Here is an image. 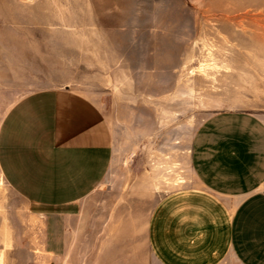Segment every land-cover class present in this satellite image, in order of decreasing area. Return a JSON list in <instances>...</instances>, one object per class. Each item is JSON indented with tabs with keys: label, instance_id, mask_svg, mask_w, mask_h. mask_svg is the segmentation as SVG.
<instances>
[{
	"label": "rangeland",
	"instance_id": "1",
	"mask_svg": "<svg viewBox=\"0 0 264 264\" xmlns=\"http://www.w3.org/2000/svg\"><path fill=\"white\" fill-rule=\"evenodd\" d=\"M50 88L99 105L113 161L65 257L47 255L41 216L0 172V264H160L149 220L166 195L198 185L199 126L223 110L264 120V0H0V127Z\"/></svg>",
	"mask_w": 264,
	"mask_h": 264
},
{
	"label": "crops",
	"instance_id": "2",
	"mask_svg": "<svg viewBox=\"0 0 264 264\" xmlns=\"http://www.w3.org/2000/svg\"><path fill=\"white\" fill-rule=\"evenodd\" d=\"M113 161L112 131L99 105L71 89L18 100L0 127V172L41 216L43 247L65 257L82 202ZM197 186L166 195L148 225L160 264H264V120L223 110L197 129L191 148Z\"/></svg>",
	"mask_w": 264,
	"mask_h": 264
},
{
	"label": "bare ground",
	"instance_id": "3",
	"mask_svg": "<svg viewBox=\"0 0 264 264\" xmlns=\"http://www.w3.org/2000/svg\"><path fill=\"white\" fill-rule=\"evenodd\" d=\"M1 183V182H0ZM2 233V232H1ZM4 241L6 243V245H8V241H9V237L8 235L6 234V236H4Z\"/></svg>",
	"mask_w": 264,
	"mask_h": 264
}]
</instances>
